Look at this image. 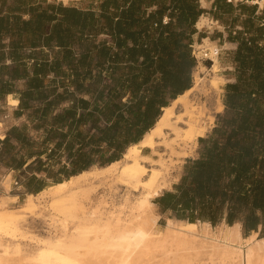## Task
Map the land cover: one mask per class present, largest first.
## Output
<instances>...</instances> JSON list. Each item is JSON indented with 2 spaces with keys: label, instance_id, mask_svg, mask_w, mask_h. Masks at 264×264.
I'll return each mask as SVG.
<instances>
[{
  "label": "trees",
  "instance_id": "obj_1",
  "mask_svg": "<svg viewBox=\"0 0 264 264\" xmlns=\"http://www.w3.org/2000/svg\"><path fill=\"white\" fill-rule=\"evenodd\" d=\"M62 1L0 0V96L12 93L17 115L27 112L0 136V165L18 171L27 193L120 159L191 86L192 45L210 37L195 27L206 13L198 0ZM256 9L212 1L211 18L236 44L227 51L234 80L197 156L152 200L169 217L241 221L247 233L264 226V7Z\"/></svg>",
  "mask_w": 264,
  "mask_h": 264
},
{
  "label": "bare ground",
  "instance_id": "obj_2",
  "mask_svg": "<svg viewBox=\"0 0 264 264\" xmlns=\"http://www.w3.org/2000/svg\"><path fill=\"white\" fill-rule=\"evenodd\" d=\"M202 18V15L198 18L197 26ZM207 41L205 44L198 43L196 48L205 52V56L213 57V63L209 66L212 76L202 77L195 69L191 86L164 107L142 138L128 145L122 158L102 166L93 165L37 193L48 197L47 206L53 219L64 229L71 218L78 219L76 238L66 243L64 255L52 264H204L205 259L212 264H264V237L258 239L256 231H251L244 240L237 222L230 225L222 223L213 231L207 221L196 225L171 218L159 228L157 214L153 213L152 198L168 187L169 182L164 177L156 181L148 179V184L143 186V197L138 202L128 204L129 216L125 218L118 212L116 215L108 214L103 219L96 207L90 211L91 215L86 214L84 205L75 200L77 189L83 186L92 188L94 179H118L137 186L143 172L139 167L140 162H151L148 154L141 153L143 147H163V151L154 149L160 156V162L164 153H169L172 159L194 153L198 135L205 130L206 124L213 126L208 120L210 114L224 108L220 97L224 79L217 73V47L210 44L213 40ZM5 180L9 186L10 177ZM9 198L15 201L16 196ZM5 203L7 201H0V233L6 234L16 217ZM241 239L246 241L245 251L240 247ZM1 260L0 264H10L7 260Z\"/></svg>",
  "mask_w": 264,
  "mask_h": 264
},
{
  "label": "rangeland",
  "instance_id": "obj_3",
  "mask_svg": "<svg viewBox=\"0 0 264 264\" xmlns=\"http://www.w3.org/2000/svg\"><path fill=\"white\" fill-rule=\"evenodd\" d=\"M65 1L69 2L78 0ZM212 1L213 0H206L204 6H201V2L198 0L199 5L206 9V13L202 15V22L198 24L197 27H195L197 30L204 31L207 35H209L210 37L205 38L209 41L213 40V43L210 44L214 47H217L216 56L218 58L219 65V70H217V73L224 79L221 84L220 92V97L222 99L224 85L227 82L226 72L228 71L223 62L226 60V58H228L226 53L232 46L228 44L226 45L211 38V36L215 34V31L222 29L218 26L219 24L211 18L209 9L212 5ZM194 39H196V36H194ZM207 40H204L203 38V40L201 39L200 41H194L193 43L192 54L196 59V65L193 67L192 73L195 69H198L202 77L210 78L212 73L209 69V66L203 63V60H210L211 66L213 63V57H205V52L196 48L198 43L205 44L208 42ZM217 113L218 112H212L208 118L209 121L211 120L212 125H215ZM23 122H27L23 119V116L18 117L12 107L0 98V134L3 131H6L10 126L19 125ZM212 128L213 126L208 127V124H206L205 130L201 132L200 135H198L197 140L199 137H205L207 134H209ZM30 134L34 137L38 136V133L33 130L30 131ZM199 146L200 144L198 143L194 153L187 157H173L172 159V157L169 156V153H164L162 155V162L159 161L160 156L155 150L163 151V147L158 145H153V147H143L141 148V153L148 154L151 162H140L139 167L143 172L142 179L139 181L137 186L128 184L125 181L118 179H94L91 184V186L93 185L92 188L83 186L77 189L78 191L76 192L75 200L80 201L84 205L83 210L86 212V214L91 215L90 211L92 209L95 210L96 207L99 209V212L102 213L101 216L103 219H105V216L108 214L112 213L116 215L118 212L122 217L125 218L127 215L129 216L127 213H129V205L131 202L132 204L135 201L138 202L143 197V192L145 190L143 186L148 184L147 182H149V178L156 181L157 179L162 180L161 178L164 177L168 180V187L162 189L160 194L164 190L172 189L173 184L178 181L180 175L182 174V168L185 160L187 158L196 157ZM122 164H125V161H122ZM56 167L57 166H55V168ZM17 174L18 171L6 169L0 165V201H7V203L4 205L12 209L16 217L14 225L12 226L9 233H0L1 261L7 260L10 264H52L57 258L64 255L66 243L71 238H76L78 231L76 227L78 225V219L71 218L68 227L64 229L53 219L54 216L50 208L47 206L48 197L45 194H37L38 192L27 193L26 186L22 184L21 178L18 179L16 176ZM39 175L42 176V173H39ZM7 177H10L9 186L6 185L7 181L5 179ZM16 181H18V184H15ZM48 182L50 184V180ZM36 195H38L37 198L35 197ZM10 196H16L15 201L10 200ZM125 199H127L126 204H124ZM153 199L154 197L152 200ZM153 213L157 214L156 222L159 228H162L168 223V220L171 219L169 218L167 212L161 213L159 209H157L156 205H154ZM78 215H80L79 212ZM183 221L187 222V220ZM203 222L206 221L197 220L196 222L192 223L198 225ZM236 222L239 223L240 235L245 240L251 231L248 233L244 232L241 221H235L234 223ZM208 223L211 227V230L213 231H216L218 226L222 223L227 224L224 219L214 225H212L210 222ZM255 233L258 239H262L264 237V226L259 225ZM243 239H241L242 241L240 247L243 251H245L247 244ZM203 262L204 264H212L210 262L208 263L207 259H205Z\"/></svg>",
  "mask_w": 264,
  "mask_h": 264
},
{
  "label": "crops",
  "instance_id": "obj_4",
  "mask_svg": "<svg viewBox=\"0 0 264 264\" xmlns=\"http://www.w3.org/2000/svg\"><path fill=\"white\" fill-rule=\"evenodd\" d=\"M62 1V0H61ZM200 2H201V6H204V4H205V1L204 0H199ZM63 2V1H62ZM64 4H65V2H63ZM200 6V7H201ZM256 7H257V9H256V11L258 12V11H260L263 7H264V4L262 5V6H258V5H256ZM203 15V14H202ZM201 16V15H200ZM199 16V17H200ZM218 24H219V22H217ZM195 26L197 27V25L195 24ZM219 27H221L222 29H218L217 31H220L221 32V34H215L214 35V40H218V41H220V42H222V43H224V44H228V45H230V46H232L229 50H231V49H233V48H235V46H236V44L234 43V42H230V41H227L226 40V32H225V30H224V27L221 25V24H219L218 25ZM207 37V36H206ZM227 54V56H228V58H226V60L223 62V64H224V66L228 69V74H227V82H229V81H233L234 80V77H233V74H232V71H233V69H234V66H233V64H232V62H231V60H230V58H229V54H228V52L226 53ZM21 83H22V81H17V85L18 86H20L21 85ZM223 93H224V91H223ZM84 97H87L88 95H83ZM0 98L1 99H3L5 102H7V104L9 105V106H11L12 107V109L15 111V113H16V110L18 109V99H16L15 97H14V95L12 94V93H7V94H5L4 96H0ZM172 99H170L169 100V102L171 101ZM169 104V103H168ZM164 107L165 106H163V107H161L160 108V113L158 114V116L156 117V119L159 117V115L162 113V111L164 110ZM26 111H24V112H22L20 115H17V113H16V115L19 117V116H23V119L24 120H26ZM156 121V120H155ZM155 123V122H154ZM153 126V125H152ZM151 126V127H152ZM150 127V128H151ZM149 128V129H150ZM148 129V130H149ZM3 132H5V131H3ZM3 132L0 134V136L3 134ZM144 135V134H143ZM145 148V147H144ZM44 189V188H43ZM162 194V193H161ZM161 194H159V195H161ZM159 195H157V196H159ZM156 197V196H155ZM154 203V202H153ZM154 205H156L157 206V209H159V207H158V204H156V203H154ZM160 211V210H159ZM161 212V211H160ZM165 212H167L168 213V216H169V211L167 210V211H165ZM161 213H164V212H161ZM169 218H175V217H169ZM176 219V218H175Z\"/></svg>",
  "mask_w": 264,
  "mask_h": 264
},
{
  "label": "built area",
  "instance_id": "obj_5",
  "mask_svg": "<svg viewBox=\"0 0 264 264\" xmlns=\"http://www.w3.org/2000/svg\"><path fill=\"white\" fill-rule=\"evenodd\" d=\"M231 1L233 3L242 2V3H249V4H256L258 6H262L264 4V0H227ZM167 18L165 17L163 19L164 22H166ZM216 22V21H215ZM193 47V45H192ZM193 51V50H192ZM205 56V55H204ZM206 57V56H205Z\"/></svg>",
  "mask_w": 264,
  "mask_h": 264
}]
</instances>
